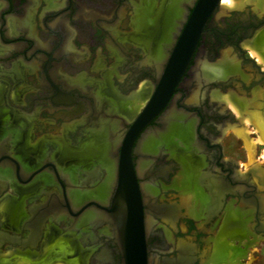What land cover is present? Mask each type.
<instances>
[{
    "label": "flooded vegetation",
    "instance_id": "1",
    "mask_svg": "<svg viewBox=\"0 0 264 264\" xmlns=\"http://www.w3.org/2000/svg\"><path fill=\"white\" fill-rule=\"evenodd\" d=\"M195 2L172 30L154 14L157 0H0V202H9L0 210L1 253L38 258L44 243L63 235L73 248L67 258L76 247L84 264H123V229L139 210L155 264H240L246 249L264 244V161L224 156L222 143L227 130L247 129L246 118L264 137V11L217 5L162 110L130 144L124 194L133 207L122 199L120 164L133 120L153 97ZM142 83L145 102L128 117L122 103ZM99 116L116 119L118 136L105 196ZM161 133L157 149L140 151L145 135ZM161 192L175 197L159 201ZM91 210L100 218L87 220ZM179 221L198 237L218 227L230 242L210 261L184 237L168 251L154 249L169 247L159 230H176Z\"/></svg>",
    "mask_w": 264,
    "mask_h": 264
},
{
    "label": "rangeland",
    "instance_id": "2",
    "mask_svg": "<svg viewBox=\"0 0 264 264\" xmlns=\"http://www.w3.org/2000/svg\"><path fill=\"white\" fill-rule=\"evenodd\" d=\"M157 1L160 2L159 4L162 3V0H157ZM246 1L247 0H240L237 2L238 5H235L232 7H229L226 5L223 6V4H221V6L224 9L242 6L239 9H241V8L246 9L247 12L252 11V13L255 15L261 14L264 11L263 7L260 5V2L262 0H254L249 5L244 7V4ZM141 5H142V1L138 4V7L142 8ZM243 9H241V12L243 11ZM180 11H181V8H180ZM161 12L162 11H160V9H159L158 13H154V14L156 16H159L161 14ZM124 13H125V11H124ZM136 14L138 15V11ZM165 14H167V16H165V18L167 21L169 20L170 26L172 27V30H173L174 26H175V24H174L175 20L177 21V19H179V17H180V12L176 11V9H174V12L171 11L170 9H166V11H164V13H163V17ZM225 15L228 16V15H230V13L227 12V13H225ZM170 32H171V30H170ZM158 51H159V49H158ZM154 56H155V58L159 59L161 57V53L155 52ZM142 84H144V83H142ZM142 84H140V85H142ZM137 91H138V89L136 91H134L132 94H130L127 99H129ZM0 94H1V89H0ZM145 99H146V97H145ZM143 102H145V101H143ZM143 102H142V104L139 105L138 110L141 107V105H143ZM124 110H125V108H124ZM136 112L134 114H136ZM134 114H132L131 116H133ZM245 120L247 121L246 122L247 123V127H246L247 129H245V131L240 132V131L232 129V130H227L225 132L224 140L222 142L223 146H224V156L230 155V156L234 157L235 159H237L241 162L243 161L244 156H245V158L246 157L248 158L249 163H252L253 161H258V160L264 161V142L262 141L264 139V137H263V135H261V136L258 135L257 129L251 128V126L248 125L249 118H246ZM250 132H253V133H250ZM244 135H245V137H244ZM144 139H145V137H144ZM250 141H251L252 145L250 144ZM254 141H256L257 143ZM249 145H251V147ZM249 150H250V152H249ZM246 165H247V163H246ZM180 182H182V181H180ZM174 197H175V193L161 192V194L158 195L157 199L159 201H165V200L169 201V200H172ZM2 201L0 202L1 206L6 204V202H8L7 199H3ZM8 204H9V202H8ZM8 204H7L5 209H3L0 206V210L5 211L8 208ZM16 207H17L16 209L18 210V205H16ZM16 213L18 215V212H16ZM2 216H4V215L2 214ZM164 229L166 232L164 231ZM164 229L159 230V231L162 234L164 233V239H165L164 242L166 241L165 243L168 244L169 247H167V248L154 247V249H157L158 251H161V252L168 251L170 249L171 244H176L180 238L184 237V238H188L190 240H194V241L198 242V249L201 252V258L204 260L208 259L210 261L212 255L217 256L220 254L219 252L221 250V247H223V244H225L224 240L230 242L229 238L221 240L222 236H221V234H219V228L218 227L211 230V232H208L204 237H198L197 234L195 233V230H191L190 232H185L184 228L182 226V223L180 224V221L176 227V230L167 231L168 230L167 228H164ZM68 239L66 236H63V235L54 236L53 238H51V240H49L50 242L43 244L42 254L38 258H36L34 256H29V255L20 256L11 248H7L6 251L8 253H7L6 257H7V259H10V260L13 259L15 264H32L33 262H34L33 264H59L60 261L65 263V264H84L80 259L81 251L78 250L76 247H74L75 248L74 257L73 258H71V257L67 258L68 255L72 254V252H73V248H71V246L68 242ZM204 240L208 241V246L205 244L206 242H204ZM232 243L235 246V248H239V249L243 248L241 242H239L238 239H236V238L234 239V241ZM62 248L66 250L64 252L65 256L67 255L65 259H61V257H60V255L62 254ZM156 257H157V254H156ZM57 259H59V260H57ZM238 262L240 264H264V244L261 246H252L251 248L246 249L244 255L239 259ZM155 263H156V258L149 259V264H155ZM85 264H87V263H85Z\"/></svg>",
    "mask_w": 264,
    "mask_h": 264
},
{
    "label": "water",
    "instance_id": "3",
    "mask_svg": "<svg viewBox=\"0 0 264 264\" xmlns=\"http://www.w3.org/2000/svg\"><path fill=\"white\" fill-rule=\"evenodd\" d=\"M191 1L184 4V12L182 15L185 14L186 8L191 6ZM219 2L220 0H196L189 18L182 31L179 33L177 40L172 42L170 53L165 56L163 72L158 78L157 89L153 97L145 102L144 107L133 120L131 131L128 135L129 137L124 145L120 164L119 187L123 194L125 189H127L132 176L129 154L130 144L136 134L139 133L153 119V117L162 110L175 84L189 63L203 26L214 13ZM165 16H167V14H165ZM122 199L124 202H128L129 209L133 207V205L131 206L130 204V198L127 200L125 194L122 195ZM137 216L135 222L134 220L132 221V218L130 217V221H127L123 229V264H146L147 256L143 239L140 210Z\"/></svg>",
    "mask_w": 264,
    "mask_h": 264
},
{
    "label": "bare ground",
    "instance_id": "4",
    "mask_svg": "<svg viewBox=\"0 0 264 264\" xmlns=\"http://www.w3.org/2000/svg\"><path fill=\"white\" fill-rule=\"evenodd\" d=\"M189 1L190 0H162V3L160 5L159 9H160V11H162L161 14H163L164 11H166V9H170L173 12H174V9H176V11L180 12V15H182L183 12H184V4L188 3ZM238 1H240V0H220L219 3L223 4V6L226 5V6L232 7V6L238 5L237 4ZM260 5L262 7H264V0H262L260 2ZM180 8H181V11H180ZM175 29H176V27L173 30H175ZM250 49H251L250 52H252L254 54L256 53L257 55H259V53L256 51V49L254 47L250 46ZM163 51H164L163 47H160L159 51L157 52V53H159V52L161 53V57L159 58V60H161V58L163 56ZM154 58H155V56H154ZM155 59L157 60L158 58H155ZM224 65H227V64H224ZM146 96H147L146 95V88H145V85L142 84V85L139 86L138 91L135 94H133L129 99L123 101L124 103H122V108L123 107L125 108L128 117H131V115L134 114L138 110L139 105L142 104L143 101H145L144 99H145ZM98 98L99 97L96 95L95 99H98ZM106 104L108 105V108L110 109V102L106 101ZM231 107L234 109V111H237L233 104H231ZM170 122H172V121H169V124L167 125V128H166V130L163 133H167L168 131L171 130V127L173 126V123L170 124ZM245 122H247V121L245 120ZM95 128H96V130L98 132H101V136H100L101 137V147H100L101 148V159H100L99 164L101 166H104L106 171H107V175L105 177L104 183H102V186H101V189H100L103 192V196H105L106 193H107V190L109 189V183H111V181L113 179L114 162H113L110 154H111L112 149L114 148V146H115V144H116V142L118 140L117 139L118 136L116 137V135H115L116 119L108 118V117H105V116H99ZM112 131L114 132L113 135L109 134V132H112ZM163 133L157 134L156 136L152 135V134L151 135L148 134V135L144 136L145 139L143 138V140L141 141V145L139 146L140 151H143V152H150L151 151V152H153L155 149H157V147H159L160 144L163 141L162 138H161ZM93 137H95V136H93ZM244 137H245V135H244ZM262 141L264 142V139ZM254 142H256V141H254ZM250 144H251V141H250ZM251 145H249V146L251 147ZM249 152H250V150H249ZM138 175L139 176L143 175L141 164H139V166H138ZM150 189H151V187H150ZM142 190H143V193H145V195L150 193V190L147 187V185H142ZM69 197H70V201H71L72 204H75L76 200H78L77 199V195L74 194V193H71L69 195ZM102 200H103V198H102ZM7 204H8V202H6V204H4L2 206L0 205V206L3 209H5ZM99 218H100V214L95 212L94 210H91V211L86 213V219L89 220V221L90 220H97ZM65 251L66 250L62 248V254L60 255L61 259H65L66 258L67 255L65 256V253H64ZM7 253H8L7 251L4 252V253H0V264H15L13 259L12 260L7 259V257H6ZM57 260H59V259H57ZM148 262L149 261H148V258H147L146 259V264H148ZM59 264H65V263L60 261Z\"/></svg>",
    "mask_w": 264,
    "mask_h": 264
}]
</instances>
